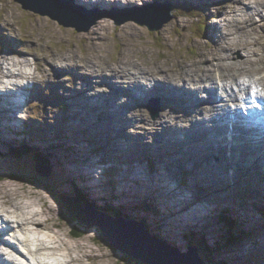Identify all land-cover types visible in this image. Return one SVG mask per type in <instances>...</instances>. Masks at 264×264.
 Wrapping results in <instances>:
<instances>
[{"label": "rangeland", "instance_id": "374dc122", "mask_svg": "<svg viewBox=\"0 0 264 264\" xmlns=\"http://www.w3.org/2000/svg\"><path fill=\"white\" fill-rule=\"evenodd\" d=\"M70 1L74 5L80 7L72 0ZM179 1L180 0H177L176 2ZM183 1L189 5L192 4L191 0ZM232 1L234 0H218V7L222 10L228 11L229 6L233 4ZM250 1L251 0H242L238 3V5L242 7ZM33 2V0H29L30 5H32ZM112 2H117L113 5L107 6L110 8V11H112V16H125L128 11L127 9L131 8L129 0L108 1V3ZM144 2L146 3L149 1ZM136 3L138 2H133L134 5ZM91 5L101 8V5H98L96 2L91 3ZM122 6L130 8L122 9ZM2 9L5 10V12L2 11ZM73 9L80 11V9L75 7H73ZM94 10L95 9H91L88 10V12L93 13ZM215 11L216 6L213 5H210L207 11L203 7L202 10L197 11L200 15L199 19H201L203 24H205V29L208 33L212 24L217 22L222 26L224 23L218 18V16L213 15ZM0 12V43L5 47L0 52V64L5 71L12 70L15 74L18 73L17 67L22 64L21 69L23 72L33 73L36 83L45 89L48 88L46 90L47 94L40 96L41 100L34 99L29 101L27 106L23 105L21 110L17 113V118L22 122V124L25 123L31 125L32 127H34L33 124L35 123L53 121V128H50V125L47 123L46 128H43L41 131L47 138L53 134L52 142L49 140L42 142L38 139L35 140L33 137H29L26 142L35 141L37 144L44 145L49 150L51 158L53 155V165L56 173L60 176V178L56 179L57 184L60 183L61 186H66L65 189H69V187H71V184L66 177L68 173L63 171V164H65V169L71 172H80L81 170H87L85 166H83V163L86 164L88 162H94L98 167H100V169H103V172H100L98 169L94 172L96 177L93 175L85 176L89 177V184H91L94 188L96 195L98 197H105L115 193V190L113 191L110 186L107 185L109 184L107 182H109L111 177L114 178V174H118L120 176L118 181L120 191L116 195L121 197V199H119V201L117 200V202L128 203L129 205L127 209H119L135 218H144L148 224L149 230L152 231L153 234L166 238L169 244H173L179 250L187 248L188 242L186 236H184L186 232H194L204 235L206 242L211 244L213 240L217 239L218 235L208 232L204 226L207 224H214L215 219H217L214 217L217 215L216 207L229 206L232 208L233 206L234 214L240 215V225L246 229H253L254 235L247 238L234 250H230V248L226 247L221 251V255L218 257L226 260L230 264H251L244 259V257L251 252V248H253V250L259 249L264 252V243H262L264 240V219L259 214L258 210L259 207L264 204H257L256 212L253 211V214L255 215L250 216L242 214L240 210L245 212L247 204L239 201L240 196L244 192H247V195L252 196L253 201H261L264 203V191L261 189V187L264 186V172L256 174L254 171H251V169H239L235 170L231 177L228 175L226 177L227 182H224L222 179H219V177H215L213 175V170L210 169L211 162L207 164L206 161H202V159L199 158L197 152L194 153V149L191 148L189 140H185L183 145H179L177 142L174 143L176 148L175 154L178 155L177 158L180 159V161L175 160V156L172 152H165L161 157L141 153L145 150H156L157 142L154 134L155 129L165 118V115H175L177 112L172 109H164L159 112L156 119H152L147 113L145 106L141 104H131L128 108L127 106H124L125 109L127 108L126 111L123 112L126 117L124 124L123 120L120 119L122 116L117 115L119 111H116L110 102L108 105L101 102L100 99H97L100 97L96 98L94 94L96 91H101L104 96L111 97L116 94H121V99H124L125 97L122 95L123 92L117 88V84L103 85L99 82L100 86L94 88L84 84L83 81L79 82V75L81 71L86 70L82 68V65L87 64L89 61V55L87 53L104 54L103 56L92 58L89 61V68H105L106 63H115L118 61V58L119 60L122 58L119 57L121 53H125L126 55H129L130 61L136 60L139 62L137 64L138 67H143L145 64L148 66L147 70L151 71L149 69L150 66H157L158 70H166V72L169 71L170 75H173V72L170 71L171 67L167 68L165 66L171 62L167 60V54L169 52L177 55L172 58L174 62L182 59L180 55H185L182 56L186 57L185 60H195L200 55L202 47L199 45L195 46L190 37H198V42L201 41V44L204 45V49H211L214 44L212 38L207 40L204 39V37L199 34L200 32L195 29L197 27L195 19L177 14L175 18H172L171 21L166 23L158 32H153L134 21H128L120 25H116L112 19H101L91 26L89 22H81V19L68 15L65 12H62L59 8H53V16H58V19H55L54 17L51 18L47 15H41L37 12L25 10L21 7L20 3L16 2V0H0ZM262 12L264 14V10H262ZM237 15L239 16L238 13L236 16ZM227 17L230 18L231 15H228ZM179 19H181V29H185V34L180 38L178 33L182 30L176 31L174 29L176 27L175 25L180 26V24L177 23ZM61 22L65 24H68L69 22H76V24L74 27H64L60 24ZM134 24L140 26L141 30L136 29ZM228 24L229 22L227 25ZM74 28H78L79 31ZM215 32H220L218 35L225 36V34L221 33V31L217 28ZM132 34L135 36L131 39L132 42H129L128 40ZM159 35L174 36L176 40L173 45L168 46L165 42H160L158 39ZM14 38H17L19 41V45L15 48L17 49L16 51H12L14 48L10 46V43L14 42ZM141 43H144L142 50L132 47L133 45ZM191 48L196 50L195 54H193L195 50L189 51ZM209 52L211 51H202L201 55ZM52 55L60 56L58 59L61 58L63 61L61 68L54 70V59L50 58ZM213 56L214 54H210V61L212 65L218 58L216 55L214 57ZM245 58V52L239 47L234 49L231 59L224 58L226 62L233 64V66H231V72L242 81L247 80L248 77L240 74L236 61L245 60ZM141 59L145 60V62ZM13 61H16V64L18 65H14ZM262 66L263 65H259L256 67ZM6 67L8 69H6ZM54 67L56 66L54 65ZM158 70L152 71L153 74H156ZM247 73L250 74L252 80H255L256 77L261 75V71L258 73L247 71ZM55 79L59 80L57 81L58 84H64L65 88L78 86L83 89L82 92L76 95L79 100L75 99L74 96L71 104L76 107V109L71 108L72 111L74 110L75 113L77 112L79 114L77 115V118H75L76 124L73 130H71L68 125L65 128L61 127L62 122L56 124L57 122L54 119L56 111L59 109L57 107V100L55 99L53 102L49 101L52 99V94L53 96L58 95V97H60L59 92L54 91ZM19 80L21 82L25 81L23 78H20ZM5 85L6 87H0L1 91L15 90L13 81H7ZM217 92L220 93L221 89H217ZM201 94V92H198L197 96L200 97ZM17 99H19V96H17L16 100ZM84 100H88L90 102L98 101L100 105L98 104V106H94L92 104L91 111H86L84 108L80 107L82 104L79 102ZM98 110L102 112L103 115H113L114 118H112V121L117 123L121 132L124 131L125 127V135L127 136L126 139H122V146H119L118 144L112 145L113 143L109 140L112 137L109 128L103 126L105 122L100 124L97 123L96 129L91 128V123L95 122L91 113L96 114V111ZM33 111L37 114L33 115L34 117H31ZM145 118L152 120V123L155 121L156 124H148ZM0 121V127L4 128L5 125L3 124H6V121L3 119ZM128 121L131 124H127L126 122ZM178 121L180 124L184 123L183 120L179 119ZM121 126L123 128L122 130L120 129ZM18 129V127L15 129V132L17 130L16 137L13 136V141L15 142L19 140V137L29 136L20 134ZM55 130L58 132L56 133ZM88 130L92 131V135L86 133ZM162 130L163 129H159V131ZM3 131L6 132L5 135L10 134V132L5 129H2L1 133ZM7 137L8 136L2 138V141H0V151L7 150L5 145V142L9 141L7 140ZM166 137L167 136L165 135L162 139H165ZM59 140H63V144L66 145L65 147H70V150L68 149V153L60 150L61 146L58 144ZM53 145L55 148H53ZM101 145L113 148V151L109 152L110 155L98 150ZM117 147L124 148V150L129 149L130 153L137 154L130 160L122 161V159H125V156H129L128 154L119 155L117 153ZM92 148L94 154H89V151ZM57 155L61 158L55 159V156ZM192 155L201 162H197ZM250 157H252V155H250ZM147 158L153 162V169H149ZM110 160H113L112 162L117 164V170L113 174L110 173L107 168H104ZM0 161L2 162L3 167H5V161ZM157 161L159 162L156 164V180H160V178L157 179V176H161L163 183H167V181L164 174L161 175L159 172L162 169V163L160 161H162L169 169L175 168L177 170L183 169L189 171L187 183L185 185H181V191L177 190L175 192L176 196H174V192L170 189L166 190L169 196V201L166 199V191L159 188V185L154 183V181L151 182V189H145L143 191L141 189L142 186L138 187V184L144 185L146 182H135L138 175L147 179L149 176L148 174L153 173L154 166ZM136 166H140L141 168L137 169L138 172L132 174L134 167ZM235 177H239V182L234 183ZM0 178V201L5 200L6 203L10 204L13 216H16L18 213L17 215L20 216L19 219H21V221L25 222L26 218L29 217V214L30 217H32L31 219H34L35 222H40L39 224L41 225H36L28 219V221H30V228L38 239L48 237L53 241L55 238L58 245H61L60 247L68 253V256L70 255L75 259L77 262L75 264H125L124 261L117 259L116 255L101 243V241L97 238V233L93 229L88 230L89 232L80 238H73V234L69 232L72 224L59 214L61 211L60 208L55 206L54 203L53 205H48L47 201L40 196L41 192H44L45 195L49 197L44 188L28 185L29 183L27 182L12 180L8 177L6 170H0ZM196 178H201V180L198 181ZM201 181H206V183L210 181L215 188L205 189L204 187L198 186L197 184L201 183ZM60 185H58V187L61 190H64L60 187ZM25 187L29 193L25 190L24 192L21 190ZM196 190L199 191L201 200L199 203H194L192 205H200L201 209H197L193 206H191V209H188L186 208L187 204L181 208V206L189 199L191 191ZM38 192H40V194L37 196ZM225 197L228 198L225 199ZM144 198L152 201L149 204H154L155 207H158L161 214L164 212V217L158 218L160 224L156 225L154 217L150 216L149 213L140 211L137 208L138 203ZM159 201L164 203L168 210L166 209L165 211L162 204H158ZM30 202L31 206L29 207ZM179 203L180 206L176 209V205H179ZM212 205L215 207L213 208ZM21 206H24L25 209ZM2 207L8 208L9 205ZM172 208H175L176 210H188L189 215L187 216V219L190 223H187L186 220V224L184 226V247L179 246V243L183 244V242L179 236L181 232L179 229L181 227V223L177 222L181 220L183 216L173 212ZM204 208L211 211L208 216L206 213H200V211ZM251 209L255 210V207H251ZM29 211H33L34 216H31ZM37 215L40 218L36 217ZM35 218L41 219V221H37ZM1 236H7V231L3 230ZM8 237L12 238L11 236ZM197 237H199V235L194 238ZM176 239L178 240L177 243ZM4 247L5 246L0 245V257L2 256L1 251H5ZM53 250L60 252L58 247L55 249L53 248Z\"/></svg>", "mask_w": 264, "mask_h": 264}, {"label": "bare ground", "instance_id": "6f19581e", "mask_svg": "<svg viewBox=\"0 0 264 264\" xmlns=\"http://www.w3.org/2000/svg\"><path fill=\"white\" fill-rule=\"evenodd\" d=\"M77 1H80L84 4L88 3V1H85V0H77ZM95 1L98 5H101V6H108V5H113V4L117 3V2L108 3L109 0H95ZM16 2L20 3V0H16ZM250 3H251V6L249 9L246 10V14H247V18L249 21L252 18V22H251V24H249L247 26V36L245 39L234 40L231 36H229L227 33L223 32V31H221V33L225 34V36L218 35L220 32H215L217 27L215 25H212L211 28H212V31L214 32V38L216 40L215 49H213L209 53H206V54L204 53L203 55L200 54L198 59H195L194 62H192V63H188V64H184V65H177L176 67H171L170 71L173 72V75H170L169 71L166 72V70H162V69L158 70V72L156 74H153L152 71L147 70V67H148L147 65L144 64L143 67H138L137 64L139 62H137L136 60L130 61L129 55H126L125 53H121V55L119 57H122V58L120 60L118 58V61H116L115 63H112V64L106 63L105 68L101 72V74L104 77L108 78L109 80H112L115 84L125 85V86L131 87V88H143L144 87L143 83L147 84V82L149 80L153 79L155 81V84L146 86V88L144 89L146 92L155 91V92H162V93L167 94V95H171L173 92H175L178 95L176 97L178 100H181L182 102H185V101L187 102L189 100L188 98H190V100L192 102L197 103L196 105H191V103H189V104L192 107H195L193 109L194 114L203 113L202 120H201V118L195 119L193 117H189L187 119V122H188L187 128H190L188 131H190L194 127L197 128V135L200 138L199 139H196V138L190 139V137L187 136L188 139H185V140L190 141L191 148L194 149V153L195 152L198 153L199 157L204 158L207 154V158L211 159V163H213V164H211L210 169L213 170V175L215 177H219V179H221V173L227 172L228 170H231V169L236 170L237 167H236L235 163H237L244 170L251 169L256 174H260V173L264 172L261 169L262 164H264V162L262 161L261 162L262 164L256 162V161H259L261 159V156H262V149H264V147H263L264 135H262V137H261L262 140L255 141L254 144L251 145L250 149L246 148V147L250 146L249 140L246 141V139H244V138L241 139V138H236L234 136L229 138L228 136H226L225 135L227 132V130L225 129L226 127H222L224 124H221V122H223L224 118H227L228 114H230V112L232 111V108L229 107L226 103H224L223 99L222 100H216L212 96V93H213L212 90L217 85V81H216V78L214 76V72L217 71L218 72V78L220 81L218 83V86L222 89V95L226 94L227 96H230L234 99L242 98L241 96H237L234 94L235 91L231 87L232 75L227 72V68L230 67L231 65L229 63H225L223 61V56L221 53L225 52L227 54V56H229V57L232 56L228 51L230 48H232L233 46L236 45L237 47L244 49L245 52L248 54V55H246V62L250 65V61L248 60L249 56L252 54H257V48L255 47V45L264 43V41H263V38H264V15L262 14V10H264V1H262V0H251ZM53 5H55L57 8L64 9V12L68 15H72V16L77 17V18L80 17L81 19H84V20L92 14V13L85 14L83 12H81V14H79V13H77V11L72 10L71 8L62 6L59 2H56V3L54 2ZM2 11L5 12V10H3V9H2ZM220 11L221 10L216 11L215 15L218 14ZM6 14H8V13H6ZM223 15L226 16L225 13H223ZM253 18H254L255 22L253 21ZM134 36L135 35L132 34L128 41L132 42L131 39L134 38ZM14 39H15L17 45L14 43H10V45L13 48H16L19 45V41L17 40V38H14ZM193 40L194 39H192V41ZM120 44H122V43H120ZM195 46H198L197 42H195ZM87 54L89 55V61L92 58H97V57L104 55L102 53H96V54L87 53ZM210 54H212V55L214 54V56L216 55L218 57L217 60L215 61V63L213 64L214 66L212 65V63L210 61ZM58 57H60V56L59 55H52L50 58L54 59L53 60V67L55 65L56 68H61L63 61L61 58L58 59ZM200 59H204V61L207 62V64L204 67H200L197 65V62ZM258 59L264 60V54L259 55ZM89 61L87 64L82 65V68L86 69L87 71L89 70L88 68L90 67ZM142 61L145 62V60H142ZM14 65H18V64H16V61H14ZM26 65H27V63H26ZM248 67L249 66L240 65L238 68L248 71ZM24 73H26V72L24 71ZM89 74L90 73H87L88 77H90L91 79H96L97 81H99L100 83L103 84V82L99 78V75H97V74H90L89 75ZM7 76L13 77V76H15V73L13 71H10V70L5 71L4 68L0 64V84L2 83V78L7 77ZM19 76L21 78L28 77V75H26V74H19ZM31 78L33 79V77H31ZM141 78H142V82L140 81ZM259 79L261 82L257 83V86L255 87V89H252L251 87L247 88L246 82H244L242 85H239V83H237V85H239V87H240L239 89L241 90L242 93L247 92L246 94H248V96L246 97V99H249L251 97H255L254 92H256V94H257L256 96H263L264 95V74H261L259 76ZM184 82H191V84H192L191 88L192 89L199 90V91H205L207 93L208 97L205 100L197 97V101H195V100L191 99L195 96V94H191L190 97H188L187 99H184L185 93L187 92V89L185 86H182L184 89L181 88V85ZM202 83H205V84L201 85ZM14 84L17 87V89H24V87H25V85H21L18 83H14ZM58 85H60V84H58ZM75 90H77V87H75L73 89V91H75ZM34 91H35V88H29L27 90V92L29 93V98H32L31 93ZM73 91L68 93L69 96L73 95ZM114 91H115V89H114ZM176 91H178V92H176ZM123 93L124 94L130 93V90L125 89L123 91ZM17 96H21V91L18 90V92L13 93V91H11V90H6V91L0 90V120L1 119L5 120L6 124H4V125L5 126L6 125L11 126L13 130H15V127H17V125L19 126L18 122H21L17 118L16 114L13 112L14 111L13 109H19V107H20V100L19 99L16 100ZM75 99L79 100L78 98H75ZM111 101H113V100H110L108 102H110L113 105V107L116 111L117 110L119 111L118 106H116L115 102H111ZM188 102H190V101H188ZM207 102L210 103L211 105H208ZM227 107H228V109H227ZM254 108H255L254 110H250L248 112L254 113V111H257V110H264V108L260 107V105H257V104L254 105ZM119 116H122L121 112L119 113ZM168 117L172 121L166 123L167 126H165L162 131L157 130L158 135H162L163 137L165 135H168V136L165 139H160V140L167 141V140L172 139L173 135H175L174 132L179 127V125H177V123L175 121L176 117H172V116H168ZM112 118H114L113 115H106V117L101 122L103 123L104 120L112 119ZM62 119H63V116L59 117V123H61ZM120 119H122L124 124H125L124 117L122 116V117H120ZM207 121H209L210 127L215 126L214 132H212V134L217 139H218V137H220L221 143L224 144V147H223L224 150L220 149V148H216L215 153L212 152L211 148L208 146V142L210 143L212 141V138H213L209 131L205 137H202V132L207 131L205 129V122H207ZM0 123H1V121H0ZM126 123L131 124L129 121ZM211 123H213V124H211ZM74 126L75 125L73 124L69 128L71 130H73ZM93 126H96V125L93 124ZM4 128H6V127H4ZM4 128L0 127V130H2ZM28 129L31 130V127L28 126ZM120 129L121 130L123 129L122 126L120 127ZM252 130H254L253 127H252ZM16 132H17V130H16ZM16 132L13 133V136H15ZM86 133H89L90 135H92L91 130H88ZM254 133H255V131H254ZM5 134H6L5 131H3L2 133L0 132V141H2V138L8 136ZM124 134H125V127H124V131H123V135ZM29 137H32V136H29ZM182 138H186V137L184 135H182ZM217 142H219V141H217ZM240 142L243 146H241ZM5 143H7V145L10 146L12 144H15L16 142L13 140L12 141L9 140ZM17 144H19V143H17ZM23 146L28 147L29 145L24 143ZM255 151H256V153H255L254 157L253 158L250 157V155ZM117 153L119 155H125L127 153V151L125 152V150H124V153H123L121 151V147H117ZM222 155L226 156V161H223L224 157ZM192 157H193V155H192ZM263 157H264V154H263ZM193 158L197 162H201L200 160H197L196 157H193ZM255 162H256V165L254 164ZM115 165H117V164H115ZM87 166L89 167V162H88ZM232 175H233V172L231 173L230 177ZM164 176H165L167 183H163L161 177H159L160 180H156V175L155 174L152 175V178L154 180H156V181H154V183H157V185H159V188H162L164 191H166L167 189H170V190L176 192V190L168 182V180L166 178V174H164ZM196 179L198 181L201 180V178H196ZM151 187H152V183L148 182L147 184L142 185L141 189L143 191L145 189H151ZM208 187H210V186H208ZM261 189L264 191V186H262ZM165 194H166V199L169 201V196L167 194V191ZM193 198H195V197L193 196ZM187 202H189V201L187 200L181 206V208H183V206H185V204H187ZM158 204L159 205L162 204L161 201H159ZM30 206H31V202H30L29 207ZM178 206H180V203H179V205H176V209L179 208ZM212 206H213V208L215 207L214 205H212ZM21 207H23L25 209L24 206H21ZM29 212L31 213V216L32 215L34 216L33 211H29ZM201 212L206 213L207 216L211 213V211H209V209H205V208L202 211H200V213ZM218 212H219V210H218ZM17 214H16V216H13V217L16 218V221L18 222L20 231H21L22 236H23L22 247L24 250L27 251V253L31 256L32 259H36L39 250H43V249L53 250V248L54 249L57 248V247H52L48 244V243L53 242L48 237H44V238L42 237V239H38V237H36L34 235V232L30 228V221H28V219L31 220V222L33 224H36V225H41V224H39L40 222L39 223L35 222L34 219H31L32 217H30L29 214H28L29 217L26 218L25 222L21 221V219H19L20 216H18ZM251 215H255V214H250V216ZM36 217H39V216L37 215ZM214 217L219 218L218 215H216ZM225 218H227V217H225ZM35 219H37V221H41V219H38V218H35ZM5 227L6 226L4 225V223H0V230H4ZM59 250H61V249H59ZM53 255H56V254L53 252ZM62 256L64 258L69 257L67 252L62 253ZM44 262L45 261L41 262L40 264H45ZM53 264H70V259L59 260Z\"/></svg>", "mask_w": 264, "mask_h": 264}, {"label": "water", "instance_id": "95a60500", "mask_svg": "<svg viewBox=\"0 0 264 264\" xmlns=\"http://www.w3.org/2000/svg\"><path fill=\"white\" fill-rule=\"evenodd\" d=\"M20 3L23 8L32 10L29 4L24 0H20ZM48 15L50 16V14ZM53 17L58 19L57 15ZM127 19H133L137 24L147 27L148 30L154 31L160 29L171 17L168 14L164 15L153 11L145 13L143 16L136 14L124 20ZM60 24L65 27H74L76 22H69L68 24L61 22ZM86 215L88 219H91L88 214ZM91 222L93 223V228H88L86 231L93 229L97 233V238L101 243L110 249L120 260L124 261L125 264H203L196 254L183 257L165 256L164 259H161V256L156 252L146 250L143 247L142 250L138 243L127 241L123 234L116 233V229L109 224L102 225L92 219Z\"/></svg>", "mask_w": 264, "mask_h": 264}, {"label": "trees", "instance_id": "16d2710c", "mask_svg": "<svg viewBox=\"0 0 264 264\" xmlns=\"http://www.w3.org/2000/svg\"><path fill=\"white\" fill-rule=\"evenodd\" d=\"M27 153H28L27 149H24V150H13L11 152V154L13 156L16 154L18 158H23ZM39 158H40V161L43 160L42 156H40V155L38 156V159ZM12 168H13V171H11L12 173L19 174V175L23 176L20 179H25V177L34 178L33 171L29 170L28 168H27V170H25L24 168H22V166L19 163H14ZM43 185L47 188L46 184L43 183ZM49 187L51 189V192L53 193V194L52 193L51 194L54 195V197L56 198L57 202L60 204V207L62 209V213L63 214H65L67 217H69V218H71L73 220H76L78 222H86V217L80 211H78V207L80 205L79 204L80 201L85 202V198L84 197H81V195H78V194L73 196L72 198H65V197H62V196H56L55 192H54V189L51 186H49ZM225 217L226 216H224V215L222 216L221 215L219 220L222 221L225 224V226L227 228V236H233V233H232V231L234 232L233 225H232L233 222H232V220L229 217H227L228 219L225 218ZM201 241H202V239H201ZM232 242L233 241L231 239H229V240H227L224 243L229 245ZM220 246H221V243H218L217 247H216V251L220 250ZM199 248L201 250L205 251L208 256H210L212 254L211 248L206 246V243L204 241L199 243ZM204 256L206 257V255H204ZM222 263H225V262L222 261Z\"/></svg>", "mask_w": 264, "mask_h": 264}]
</instances>
